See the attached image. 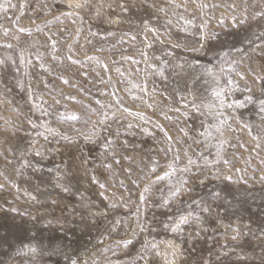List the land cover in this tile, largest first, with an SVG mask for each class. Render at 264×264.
I'll list each match as a JSON object with an SVG mask.
<instances>
[{
	"label": "rangeland",
	"instance_id": "1",
	"mask_svg": "<svg viewBox=\"0 0 264 264\" xmlns=\"http://www.w3.org/2000/svg\"><path fill=\"white\" fill-rule=\"evenodd\" d=\"M0 61V264H264V0H0Z\"/></svg>",
	"mask_w": 264,
	"mask_h": 264
},
{
	"label": "snow or ice",
	"instance_id": "2",
	"mask_svg": "<svg viewBox=\"0 0 264 264\" xmlns=\"http://www.w3.org/2000/svg\"><path fill=\"white\" fill-rule=\"evenodd\" d=\"M78 6H82V5H78ZM0 63H2V61H0ZM66 82V81H65ZM216 95L217 96H220L221 95V93L220 92H217L216 93ZM192 107L193 108H196V105H195V103L193 102V104H192ZM71 119H73V120H75V119H78V116H76L75 114H73L72 116H71ZM86 139H87V137H86ZM189 163L191 164V163H193L191 160H189ZM188 169H185V171H187ZM172 171L174 172L175 171V168H173L172 169ZM165 175H170V173H166ZM229 179H230V177H229ZM187 184V181H184L183 182V185H186ZM181 190H182V186H178L176 189H175V191L172 193V195L173 196H175V195H178L180 192H181ZM65 191H67V189H65ZM166 203H167V201H166ZM188 222V217L187 216H180L179 217V221L177 222V224H176V226L172 229L173 231H176V230H178L179 228H180V225H182V224H185V223H187ZM73 264H75V262H73Z\"/></svg>",
	"mask_w": 264,
	"mask_h": 264
},
{
	"label": "bare ground",
	"instance_id": "3",
	"mask_svg": "<svg viewBox=\"0 0 264 264\" xmlns=\"http://www.w3.org/2000/svg\"><path fill=\"white\" fill-rule=\"evenodd\" d=\"M164 260V263H168L169 262V260H166V259H163Z\"/></svg>",
	"mask_w": 264,
	"mask_h": 264
}]
</instances>
